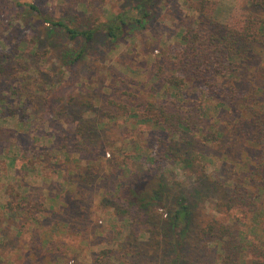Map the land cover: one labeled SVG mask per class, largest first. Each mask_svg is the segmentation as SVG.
<instances>
[{
  "label": "rangeland",
  "instance_id": "374dc122",
  "mask_svg": "<svg viewBox=\"0 0 264 264\" xmlns=\"http://www.w3.org/2000/svg\"><path fill=\"white\" fill-rule=\"evenodd\" d=\"M247 14L263 21L261 42L215 80L232 99L187 80L179 97L205 111L197 130L172 136L141 122L142 105L173 97L154 74L170 75L180 33L241 30ZM118 15L127 24L111 43L104 26ZM44 19L94 39L85 46ZM0 52L12 58L0 76V264H257L264 145L250 110L264 109V0H0ZM157 139L172 156L151 176ZM157 184L167 188L147 209L128 200ZM235 186L254 211L227 209ZM177 203L190 221L172 227Z\"/></svg>",
  "mask_w": 264,
  "mask_h": 264
},
{
  "label": "trees",
  "instance_id": "16d2710c",
  "mask_svg": "<svg viewBox=\"0 0 264 264\" xmlns=\"http://www.w3.org/2000/svg\"><path fill=\"white\" fill-rule=\"evenodd\" d=\"M154 3V2H153ZM188 7L193 10H203L205 8L204 1L193 3L190 1ZM36 10L34 6L30 7ZM139 9H145L146 4H142ZM201 8V9H200ZM147 17L145 13L142 18ZM124 15L115 16L108 24L104 26L106 37L115 43L119 38L123 37L124 28L127 24ZM52 27L62 30L70 39L80 38L83 44L89 45L94 39L96 30L93 29H75L70 28L61 22H51L44 19ZM263 21L258 16L247 14L243 28L241 30L222 27L216 31L200 33L196 29L187 27L179 35V39L183 48L178 57H174L171 61V73L168 77H164L161 67H157L154 74L155 80L165 78L163 86L165 89L172 90V99L163 103H145L141 106V122L149 123L154 127L164 128L166 132L172 136L180 135L186 132H192L199 128L201 120L204 117V108L197 101L186 100L180 98V90L185 86L187 80L202 86L205 95H213L221 97V104L224 105L232 99L228 93L219 92L220 87L216 83V79H222L231 76L236 72L238 64L241 60L246 59L250 53L255 50L261 42L260 31L254 32L253 28L258 25L260 28ZM135 24L141 26L139 20H135ZM16 49V45H15ZM12 58L11 53L0 52V76L6 75L11 71ZM171 94V93H170ZM250 121L252 126L253 140L255 143L264 145V109L250 110ZM157 150L154 155L145 157L149 162L146 173L156 176L162 172V166L166 161L170 160L172 151L166 141L156 140ZM264 162V155H263ZM264 169V163L261 164ZM166 185L157 184L151 189H141V192L132 191L130 203L136 207L138 211L147 209L153 200H158L166 189ZM261 193L264 196V183ZM227 209L243 208L247 211L255 210L256 198L243 186H235L228 191ZM180 203V202H179ZM179 203H177L179 205ZM33 209L29 212L37 211L38 207L33 204ZM190 221V212L186 206L179 205L175 209L171 218V226L178 223L188 224ZM211 229L203 231L201 237L211 235ZM231 246V245H230ZM234 246V245H232ZM231 246V248H233ZM255 248V247H254ZM255 263L264 264V238L256 247ZM237 252L233 255L234 260Z\"/></svg>",
  "mask_w": 264,
  "mask_h": 264
}]
</instances>
